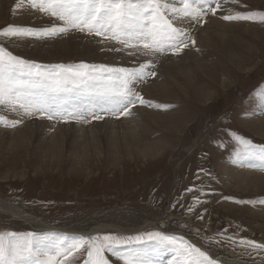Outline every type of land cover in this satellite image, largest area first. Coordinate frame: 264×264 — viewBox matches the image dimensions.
Masks as SVG:
<instances>
[{
	"label": "rangeland",
	"instance_id": "374dc122",
	"mask_svg": "<svg viewBox=\"0 0 264 264\" xmlns=\"http://www.w3.org/2000/svg\"><path fill=\"white\" fill-rule=\"evenodd\" d=\"M228 9L264 13V0H229L224 10L208 13L200 23L174 21L195 41L179 54L146 55L78 30L53 37H0L14 55L46 66L134 69L148 64L145 71L155 75L134 87L146 100L167 105L137 104L131 115L102 114V120L89 117L87 123L23 118L0 107L8 120H23L15 127L0 123V232H34L51 239L159 231L195 244L219 264H229L220 257L264 264V251L251 252L239 244L242 238L264 243V203L259 202L264 189L249 180L235 183L226 169L264 175L260 168L233 163L238 148L233 133L264 146V102L257 95L264 90V21L224 20ZM213 18L222 23L215 26ZM53 24L62 22L33 9L30 0H0V30ZM223 42L237 62L220 52ZM211 67L218 72L217 81L210 79ZM224 76L229 77L227 86ZM156 81L170 97L151 88ZM16 208L39 222L22 217ZM105 225L113 227L97 229ZM209 237L215 240L209 242ZM106 255L112 264H122ZM153 258L156 264L178 262L168 247ZM84 259L86 254H77L66 264H83Z\"/></svg>",
	"mask_w": 264,
	"mask_h": 264
},
{
	"label": "snow or ice",
	"instance_id": "6c2138e0",
	"mask_svg": "<svg viewBox=\"0 0 264 264\" xmlns=\"http://www.w3.org/2000/svg\"><path fill=\"white\" fill-rule=\"evenodd\" d=\"M228 3L229 0H30L33 9L62 24L40 29L8 25L0 30V37H53L78 30L105 36L146 55L169 50L179 54L195 41L188 38L186 28L177 27L174 21L187 18L200 23L208 13L215 15ZM227 11L224 20L264 21V13ZM147 67L148 64H142L129 69L86 63L46 66L16 56L0 44V107L23 118L39 116L85 123L89 117L102 120V114L131 115L132 107L137 104L167 107L146 100L134 87L145 76L155 75L147 73ZM257 95L264 102V90ZM22 122L0 115V123L5 126L15 127ZM233 140L238 145L233 163L264 170V146H257L236 133ZM200 203L196 198L195 204ZM214 240L208 238L209 242ZM239 244L251 252L264 251V243L254 240L242 238ZM161 247L173 250L178 257L176 264H219L195 244L178 242L176 237L159 231L135 235H65L51 239L34 232H0V264H66L69 258H77V254H86L83 264H112L106 253L122 264H156L153 254Z\"/></svg>",
	"mask_w": 264,
	"mask_h": 264
},
{
	"label": "bare ground",
	"instance_id": "6f19581e",
	"mask_svg": "<svg viewBox=\"0 0 264 264\" xmlns=\"http://www.w3.org/2000/svg\"><path fill=\"white\" fill-rule=\"evenodd\" d=\"M14 2V1H13ZM38 14V13H37ZM213 24H215V26H219L221 23H222V21L221 20H218L217 18H213L212 19V21H211ZM192 26V25H191ZM193 27H194V25H193ZM198 26L196 25L194 28H197ZM204 31V30H203ZM202 31V32H203ZM199 32H201V31H199ZM205 34V33H204ZM191 35V34H190ZM206 36H208V40H210V35L208 34V33H206ZM68 41V40H67ZM75 46V45H74ZM90 47V46H89ZM219 50H220V52H221V50H222V52H227L228 53V55H229V57H228V60L229 61H231V63L232 62H237L239 59L234 55L235 53H232V49L230 48V46H229V44L227 43V42H223V43H221L220 45H219V48H218ZM193 51V50H192ZM234 57V58H233ZM252 64L250 65V66H248V68L249 67H251L250 68V70L252 69ZM159 77V76H158ZM217 78H218V72L215 70V69H213V67H211V73H210V79H214V80H216L217 81ZM222 83H223V85L224 86H227L228 85V81H229V77H222ZM153 90L154 89H157V93L159 94V96H162V97H170L168 94H166V92H165V89H166V87H165V85H163V84H161L160 83V81H156V82H153V85H152V87H151ZM148 90H149V88H148ZM259 113V112H258ZM260 116H261V114H259ZM19 117V116H18ZM264 117V116H263ZM164 117H159V118H157V119H163ZM25 121V120H24ZM161 124V123H160ZM180 128H176V129H173V130H170V131H177V130H179ZM143 154L145 155V156H152L153 154H149L148 153V151H143ZM157 157H161V156H159V155H157V154H154V158H157ZM226 161V160H225ZM221 166H224V167H226L224 164L223 165H221ZM243 166V165H242ZM226 169L229 171V178H230V180H233L235 183H238V184H240L242 181H247V180H249L250 182H253V187H256L257 189H261V188H263L264 189V175H261V174H252V173H250L249 172V170H248V172L247 171H245L244 169L242 170V169H237V168H232V167H226ZM243 178V179H242ZM1 208V207H0ZM3 209V208H2ZM20 209V208H19ZM18 208H16L15 209V211L14 212H16V213H18L19 215H21L22 217H24V218H26L27 220H30V221H32V222H36V223H38L39 221L38 220H36V219H34V218H29V216L30 215H28L27 213H25L23 210H19ZM40 227V226H39ZM113 226H99V227H97V229H102V230H107V229H109V228H112ZM115 227V226H114ZM116 228V227H115ZM119 229V228H118ZM95 232V231H94ZM192 240V239H191ZM220 259H222L223 261H225V262H227V263H229V264H257V263H251V262H244V261H242V260H240V259H230V258H224V257H220Z\"/></svg>",
	"mask_w": 264,
	"mask_h": 264
}]
</instances>
